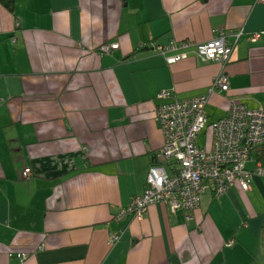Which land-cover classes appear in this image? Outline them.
Returning <instances> with one entry per match:
<instances>
[{"label":"crops","instance_id":"1","mask_svg":"<svg viewBox=\"0 0 264 264\" xmlns=\"http://www.w3.org/2000/svg\"><path fill=\"white\" fill-rule=\"evenodd\" d=\"M15 1L14 13L0 2V264H264V174L248 192L205 190L194 210L114 218L163 145L159 92L205 94L223 72L232 83L209 94L210 120L236 100L264 109V0ZM221 32L225 65H169L154 49ZM103 42L118 47L101 55Z\"/></svg>","mask_w":264,"mask_h":264},{"label":"built area","instance_id":"2","mask_svg":"<svg viewBox=\"0 0 264 264\" xmlns=\"http://www.w3.org/2000/svg\"><path fill=\"white\" fill-rule=\"evenodd\" d=\"M234 35L238 40L242 31ZM259 36L254 34L252 38ZM110 45L117 47L115 42L105 48L102 46L100 54L109 53ZM155 49L169 64L183 57H195L225 65L230 59L232 45L226 34L221 33L215 39L199 43L172 39L167 44H156ZM231 83V77L220 72L205 94L176 98L170 90L159 92L158 98L163 101L156 106V117L163 132V145L147 156L144 192L122 206L114 214L116 220L126 216L141 220L150 205L163 202L173 211L194 210L207 188L218 197L238 182L241 189L248 192L251 179L264 174L257 167L254 171L245 170L251 152L264 144V109L248 108L236 100L231 102L223 117L210 120L207 113L209 94L215 90L227 92ZM201 133L209 138L208 146L197 144ZM23 177H30L29 169L23 171ZM119 238L120 233H114L111 240L116 243ZM28 255L27 252L17 254L20 260Z\"/></svg>","mask_w":264,"mask_h":264},{"label":"trees","instance_id":"3","mask_svg":"<svg viewBox=\"0 0 264 264\" xmlns=\"http://www.w3.org/2000/svg\"><path fill=\"white\" fill-rule=\"evenodd\" d=\"M0 2L2 3V5L7 9V10H9L10 12H12V13H14V11H15V8H16V1L15 0H0ZM221 33H223V32H221ZM221 33H219V35L221 34ZM225 34H226V38H227V33L226 32H224ZM218 35V36H219ZM217 36V37H218ZM232 45V44H231ZM154 49H155V46H154ZM156 50V49H155ZM157 51V50H156ZM100 53V52H99ZM103 54H105V53H102L101 55H103ZM260 109V108H259ZM261 109H263V108H261ZM202 134V133H201ZM200 134V135H201ZM204 134V133H203ZM202 146V145H201ZM260 147H262V150L264 149V144L262 145V146H260ZM258 148V147H257ZM255 150V149H254ZM253 152V151H252ZM251 152V153H252ZM262 152V151H261ZM251 156V155H250ZM250 159V157L248 158V160ZM248 160L246 161V163H245V170L246 171H254L255 170V168H253V169H251V168H249V167H247V162H248ZM258 164L260 163V167L258 166V164H257V168H260V169H262L263 171H264V153H261L260 155H259V157H258ZM252 180V179H251ZM250 183H251V181H250ZM235 184H238V182H236ZM235 184H233V185H231V186H229L228 187V189L224 192V193H222L220 196H222V195H224V194H226ZM212 190V189H211ZM213 192V191H212ZM214 193V192H213ZM216 196V195H215ZM220 196H218V197H220ZM231 242V241H230ZM11 256H14V254H12ZM15 256H17V255H15ZM18 257V256H17ZM19 258V257H18Z\"/></svg>","mask_w":264,"mask_h":264},{"label":"bare ground","instance_id":"4","mask_svg":"<svg viewBox=\"0 0 264 264\" xmlns=\"http://www.w3.org/2000/svg\"><path fill=\"white\" fill-rule=\"evenodd\" d=\"M109 44H111V43H110V42H103L102 44H100V45L98 46V50L101 51V47H102V46H103V48H105V47L108 46ZM117 47H118V43H117ZM115 48H116V47H115ZM113 49H114L113 46L110 45L108 52L111 53ZM166 63H167V62H166ZM213 63H217V62H213ZM167 64H169V63H167ZM172 64H174V63H172ZM217 64H219V63H217ZM169 65H171V64H169ZM219 65H220V64H219ZM159 122H160V121H159ZM160 128H161V125H160Z\"/></svg>","mask_w":264,"mask_h":264},{"label":"rangeland","instance_id":"5","mask_svg":"<svg viewBox=\"0 0 264 264\" xmlns=\"http://www.w3.org/2000/svg\"><path fill=\"white\" fill-rule=\"evenodd\" d=\"M204 141H205V138H204V134L202 133L200 135V137L198 138V140H197V144L198 145H203L204 144ZM206 190H211V189L210 188H207ZM200 201H201V197H200Z\"/></svg>","mask_w":264,"mask_h":264},{"label":"clouds","instance_id":"6","mask_svg":"<svg viewBox=\"0 0 264 264\" xmlns=\"http://www.w3.org/2000/svg\"><path fill=\"white\" fill-rule=\"evenodd\" d=\"M23 253H26V252H23ZM27 253H28V252H27ZM28 254H29V253H28ZM28 256H29V255H28ZM27 258H28V257H27ZM27 258H26V259H27ZM24 260H25V259H24ZM24 260H21V261H24Z\"/></svg>","mask_w":264,"mask_h":264}]
</instances>
